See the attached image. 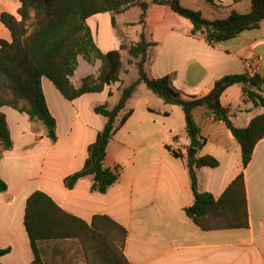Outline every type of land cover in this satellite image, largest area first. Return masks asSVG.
Listing matches in <instances>:
<instances>
[{"label":"crops","instance_id":"obj_1","mask_svg":"<svg viewBox=\"0 0 264 264\" xmlns=\"http://www.w3.org/2000/svg\"><path fill=\"white\" fill-rule=\"evenodd\" d=\"M179 1L202 15L207 11L209 20L224 19L231 10H250L249 0ZM19 6V0H0V13L17 16ZM130 9L116 15V27L111 26L114 34L107 28L105 37L98 23L96 34L98 37L101 31L102 44L109 45L102 49L106 52L119 49L122 38L137 41L130 37V28L136 38L143 32L154 42L145 64L149 76L173 74L176 82L189 90H209L226 74L249 72L264 77V21L232 38L209 43L191 34L186 19L166 6L150 4L145 25H127L125 18L120 20ZM106 13L93 14L86 23L89 19L97 22ZM6 31L3 39L10 41ZM119 52L127 73L121 72L118 81L101 91L67 100L48 78H41L47 107L56 120L55 142L26 113L6 105L0 107L12 141L10 149L0 151V178L6 183V190L0 192V248H9L0 256V263L32 261L23 224L24 209L27 197L41 190L66 212L88 223L93 215L104 214L124 226L127 236L123 252L129 264H264V137L255 144L251 160L244 167L240 145L225 123L202 106L194 109V120L204 140L196 156L208 154L218 161L215 167L196 169L198 189L218 198L242 172L248 211L247 227L203 230L184 211L193 203L184 113L180 106L165 103L144 83L138 84L117 117L116 130L106 147L103 166L116 168L117 181L105 193L91 190V176L80 178L71 189L65 187L64 178L83 166L88 146L106 122L104 116L94 112V106L113 107L121 88L137 78L135 59L125 49ZM77 60L78 66L70 76L74 87L81 85L83 77L96 76L101 65L100 60L89 63L81 55ZM261 93L264 96V86ZM220 103L228 109L235 127L247 126L254 116L264 112V106L255 105L244 95L240 83L227 87ZM128 110L130 115L119 125ZM166 146L180 156L173 155ZM39 249L46 264H85L77 248L72 251L59 241H41Z\"/></svg>","mask_w":264,"mask_h":264},{"label":"trees","instance_id":"obj_2","mask_svg":"<svg viewBox=\"0 0 264 264\" xmlns=\"http://www.w3.org/2000/svg\"><path fill=\"white\" fill-rule=\"evenodd\" d=\"M213 3V0H206ZM250 10L239 13L231 10L224 19L209 20L199 10L184 7L179 0H19L17 16L0 13V22L10 33V41L0 39V107L10 106L26 113L29 120L39 122L51 142L56 141V120L50 113L41 86V78H48L67 100L88 92H98L107 84L118 81L123 69L119 49H125L135 59L136 80L121 88L117 103L94 106V112L106 118L103 128L88 146L83 166L64 178L71 189L84 177H92V191L105 193L113 185L119 172L103 166L106 147L116 130V119L125 109L138 84L145 86L165 103L180 106L184 113L185 132L189 148L200 149L204 140L194 120L193 111L202 106L230 129L240 145L241 161L245 167L252 157L255 144L264 137V112L254 116L247 126L235 127L228 109L220 103L222 92L234 83L242 84V92L255 105L264 106L261 91L264 77L257 73L226 74L216 79L209 90H189L180 86L173 74L151 77L145 71L148 50L154 44L141 32L135 42L122 38L120 48L103 52L95 43L86 19L96 13L109 12L111 25L116 27V15L132 7H139V24L146 23L150 4L168 7L186 19L191 34L202 36L209 43L234 37L245 29L256 28L264 21V0H249ZM81 55L89 63L100 60L98 74L82 78L74 87L70 76L78 66ZM131 111L120 119L123 124ZM176 136H174V139ZM0 146L12 147L5 115L0 111ZM173 155L180 153L166 146ZM1 157V152H0ZM193 203L184 208L186 215L203 230L244 228L248 226V211L243 173L240 172L218 198L198 189L196 169L215 167L218 161L211 155L188 154L186 159ZM6 183L0 178V192ZM23 224L33 252L30 264H46L40 254L41 241H75L85 264H129L124 256L127 230L108 215L95 214L88 223L57 205L41 190L33 191L26 199ZM9 248H0V256ZM1 264V263H0Z\"/></svg>","mask_w":264,"mask_h":264},{"label":"rangeland","instance_id":"obj_3","mask_svg":"<svg viewBox=\"0 0 264 264\" xmlns=\"http://www.w3.org/2000/svg\"><path fill=\"white\" fill-rule=\"evenodd\" d=\"M138 13V14H137ZM139 13H140V9L138 8V7H134V8H131L130 10H129V12H127L125 15H123V17H121V19L120 20H122V18H125V20L127 21V25H131V24H133V23H136V22H138V18H139ZM204 14H203V16L204 17H206V18H209L211 15L207 12V11H204L203 12ZM88 26L90 25L91 27H92V29H93V34L95 35V37H96V39H97V41H98V44L100 45V49L102 50V49H107L106 47L107 46H109V45H107V44H102V42H101V39H100V34H102L101 33V31H103V33H104V36L106 37V35H107V28H109V30H110V32H114V30L113 29H111V15L109 14V13H106L105 15H103V16H101V18L100 19H98V21L97 22H95L93 19H89L88 20ZM97 23L99 24V29H101V31L99 32V36L97 37V34H96V25H97ZM120 31V30H119ZM6 29H5V27L0 23V38H3V37H5V34H6ZM129 32H131V34H130V37L132 38V39H136V40H138V38H136V36H134V34H133V31H132V29L130 28L129 29ZM114 34V33H113ZM139 36V35H138ZM126 42H128V40L126 39ZM111 47V46H110ZM103 51V50H102ZM127 56V53H124V58ZM84 69H83V67L81 68V72L83 71ZM0 151H1V146H0ZM60 243H63V244H65V246L67 247V246H69V248H71L70 250H75L78 246H77V242H75V241H59ZM78 249V248H77ZM79 251V250H78Z\"/></svg>","mask_w":264,"mask_h":264},{"label":"water","instance_id":"obj_4","mask_svg":"<svg viewBox=\"0 0 264 264\" xmlns=\"http://www.w3.org/2000/svg\"><path fill=\"white\" fill-rule=\"evenodd\" d=\"M195 152H196V149H194V148L188 149V154H194Z\"/></svg>","mask_w":264,"mask_h":264}]
</instances>
